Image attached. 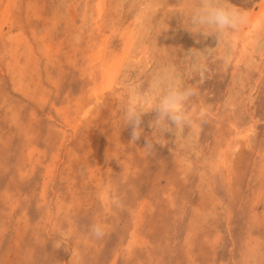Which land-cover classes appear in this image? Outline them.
Listing matches in <instances>:
<instances>
[{
    "label": "rangeland",
    "instance_id": "374dc122",
    "mask_svg": "<svg viewBox=\"0 0 264 264\" xmlns=\"http://www.w3.org/2000/svg\"><path fill=\"white\" fill-rule=\"evenodd\" d=\"M0 1V264H264V20L244 27L254 40L239 56L237 29L218 40L185 28V0ZM260 1L230 3L255 12ZM129 32L105 90L92 53L105 43L111 61ZM207 49L189 102L207 107L206 122L165 132L148 154L153 109L130 142L129 85L186 79L189 54ZM96 221L100 238L89 232Z\"/></svg>",
    "mask_w": 264,
    "mask_h": 264
},
{
    "label": "clouds",
    "instance_id": "9594fccd",
    "mask_svg": "<svg viewBox=\"0 0 264 264\" xmlns=\"http://www.w3.org/2000/svg\"><path fill=\"white\" fill-rule=\"evenodd\" d=\"M183 8L187 24L185 28L205 36L215 34L218 40L227 38L247 19L246 12L233 6L230 0H185ZM199 52L203 55L197 56L194 52L189 54L193 57L192 74L186 79L178 78L173 73H157L147 92L129 85V99L123 106L122 125L132 126L130 142L133 143L143 134L142 116L153 109L157 116L150 122L152 132L150 137H146L143 147L148 153L154 151V144L163 146L166 143L165 132L172 131L177 137L185 129H195L206 122L209 111L205 105L191 110L189 106L190 100L199 94V85L203 83L200 61L209 54L208 49ZM193 75H198L199 80L195 84L187 83ZM105 231L106 225L102 221L89 225V232L96 238L102 237ZM247 264H252V261L249 260Z\"/></svg>",
    "mask_w": 264,
    "mask_h": 264
},
{
    "label": "bare ground",
    "instance_id": "6f19581e",
    "mask_svg": "<svg viewBox=\"0 0 264 264\" xmlns=\"http://www.w3.org/2000/svg\"><path fill=\"white\" fill-rule=\"evenodd\" d=\"M79 1V0H78ZM101 1V0H100ZM1 2V1H0ZM95 2V1H94ZM235 2H236V0H235ZM77 3V2H76ZM137 3V2H136ZM143 4V3H142ZM142 4H141V6H142ZM253 4V3H252ZM259 9H258V11H255L254 12V10H250V11H246V16H247V19L243 22V23H241L240 24V26H239V29H237V33L234 35V36H232V38H231V45H232V48L234 49V50H237L236 52L237 53H239V56H242V55H247V56H250V47H251V41H252V39H253V34H252V30H250V29H248L247 28V30L246 29H244V27H246V26H252V25H254V26H257V23H261L263 20H264V0H262V1H260L259 3ZM6 5V3L4 4V6ZM97 5H98V7H99V9H97L98 11L99 10H101L102 11V9H101V7H102V2H99V3H97ZM118 5V4H117ZM137 5H138V3H137ZM135 6H136V4H135ZM135 6L133 7V8H135ZM183 6V5H182ZM253 6V5H252ZM74 7V6H73ZM97 7V6H96ZM139 7V6H138ZM137 7V8H138ZM75 8V7H74ZM239 8H240V6H239ZM84 9V8H83ZM136 9V8H135ZM129 10H131V9H129ZM134 10V9H133ZM145 10V9H144ZM148 10V9H147ZM7 11V10H6ZM100 11V12H101ZM134 11H136V10H134ZM152 11H155V9H153ZM89 12V11H88ZM72 13V12H71ZM152 13V12H151ZM151 13L149 14V16L151 15ZM154 13V12H153ZM77 14V13H76ZM133 14V13H132ZM135 14V13H134ZM145 14V13H144ZM4 15V14H3ZM99 15V14H98ZM97 15V16H98ZM136 15V14H135ZM63 16V15H62ZM100 16V15H99ZM1 18V17H0ZM94 18V17H93ZM97 18V17H96ZM151 18V17H150ZM4 19V18H3ZM92 19V18H91ZM148 19V18H147ZM95 20V19H94ZM129 21V20H128ZM146 21V20H145ZM4 22V21H3ZM98 22H99V19H98ZM117 22V21H116ZM145 23H147V21L145 22ZM2 24V23H1ZM95 24V23H94ZM264 25V24H263ZM262 25V26H263ZM95 26H97V24L95 25ZM104 26V25H103ZM128 26V25H127ZM153 26V25H152ZM112 27V26H111ZM151 27V26H150ZM258 27H260V25H258ZM126 28V27H125ZM118 29V28H117ZM159 29V28H158ZM245 31H244V30ZM3 30V29H2ZM154 30H156V29H154ZM243 30V31H242ZM113 31H114V29H113ZM158 31V30H157ZM255 31V30H254ZM18 32V31H17ZM100 32V31H99ZM9 33H10V31H9ZM12 33V32H11ZM46 33V32H45ZM120 33V32H119ZM126 33V32H125ZM152 33V32H151ZM17 34H20V33H17ZM132 32H129V34L127 33L126 34V36L128 35V37L126 38V36H125V38H126V41L125 42H123V43H125V45L124 44H122V46H124V47H122L123 48V52H121V53H119V54H114V55H116V57H113V58H110L111 59V61H107L106 59H105V49H106V46H105V43L104 44H101L100 45V43H99V45H97L98 46V48H95V52L94 53H92L93 54V59L94 60H96V61H98L99 63H100V65H101V67L99 68V70L102 72V77H101V80H103L104 82H105V86H104V88H105V90H109V89H111L112 88V84H113V82L115 81V73H116V68H117V66H120V59L122 60L123 58H125V56L127 55V53H128V49L131 47V45H132ZM140 34H142V32L140 33ZM150 34V33H149ZM148 34V35H149ZM11 35V34H10ZM102 36V35H101ZM172 36V35H171ZM9 37V36H8ZM8 37L6 38V39H8ZM35 37V36H34ZM33 37V38H34ZM17 38H22L23 39V37H21V34L17 37ZM134 38H136V37H134ZM145 38H147V37H145ZM193 38V37H192ZM5 39V38H4ZM16 39V38H15ZM105 39H107V38H105ZM225 39V38H224ZM227 39V38H226ZM260 39V38H259ZM20 40V39H19ZM101 40V39H100ZM143 40V39H142ZM254 40V39H253ZM2 41V40H1ZM6 41V40H5ZM12 41V40H11ZM10 41V42H11ZM15 40H13V42H14ZM17 41V40H16ZM15 41V42H16ZM28 41H29V39H28ZM107 41V40H106ZM133 41H134V39H133ZM139 41V40H138ZM153 41V40H152ZM198 41V40H197ZM225 41V40H224ZM8 42V41H7ZM6 42V43H7ZM137 42V41H136ZM144 42V41H143ZM154 42V41H153ZM9 43V42H8ZM23 43V42H22ZM228 43V42H227ZM259 43V42H258ZM257 43V44H258ZM262 43V42H261ZM10 44V43H9ZM46 44V43H45ZM137 44V43H136ZM198 44V43H197ZM140 45V44H139ZM223 46V45H222ZM29 47V46H28ZM133 47V46H132ZM134 47H135V44H134ZM138 47V46H137ZM136 47V48H137ZM154 47V46H153ZM135 48V49H136ZM139 48V47H138ZM193 48H194V46H193ZM46 49H47V51L49 50V46H47V44H46ZM121 49V48H120ZM142 49V48H141ZM203 49V48H202ZM51 50V49H50ZM122 50V49H121ZM255 50V49H254ZM91 51V50H90ZM204 51V50H203ZM263 51V50H262ZM262 51H261V53H262ZM115 52V51H114ZM134 52H136V50H134ZM138 52V51H137ZM222 52V51H221ZM258 52H260V51H258ZM255 53H256V51H255ZM107 54V53H106ZM233 54V53H232ZM236 54V53H235ZM119 55V56H118ZM143 55V54H142ZM142 55H140V56H142ZM261 55V54H260ZM87 56H89V55H87ZM86 56V57H87ZM149 56V55H148ZM221 56V55H220ZM233 56V55H232ZM106 57H108V56H106ZM254 57V56H253ZM46 58V57H45ZM88 58V57H87ZM91 58V57H90ZM138 58V57H137ZM149 58V57H148ZM235 58V57H234ZM237 58V57H236ZM15 59V58H14ZM238 59V58H237ZM236 59V60H237ZM241 59H243V58H241ZM77 60V59H76ZM91 60V59H90ZM89 60V61H90ZM239 60V59H238ZM254 60V59H253ZM240 61V60H239ZM255 61V60H254ZM91 62V61H90ZM92 63V62H91ZM93 64V63H92ZM97 64V63H96ZM232 65V64H231ZM252 65V64H251ZM99 66V65H98ZM20 67V66H19ZM88 67V66H87ZM90 67V66H89ZM94 68V67H93ZM21 69V68H20ZM88 69V68H87ZM120 69V68H119ZM255 69V68H254ZM97 70V69H96ZM95 70V71H96ZM21 71V70H20ZM178 71V70H177ZM94 73V72H93ZM99 74V73H98ZM117 75V74H116ZM133 78H131V80H132ZM128 80V79H127ZM136 80V79H135ZM99 81V80H98ZM117 82V81H116ZM115 82V83H116ZM130 82V81H129ZM122 83V82H121ZM150 83V82H149ZM129 84V83H128ZM138 84V83H137ZM117 86H119L118 84H117ZM125 86V85H124ZM128 86V85H127ZM136 86V85H135ZM126 87V86H125ZM118 88V87H117ZM96 89H97V87H96ZM102 89V88H101ZM100 89V91H101V93H100V95L101 94H103L105 91H103V90H101ZM122 91V90H121ZM110 92V91H109ZM96 93V92H95ZM89 94V93H88ZM120 94V93H119ZM99 95V94H98ZM92 97V96H91ZM93 97H95V96H93ZM122 97V96H121ZM101 99V98H100ZM100 99H98V100H100ZM96 100V99H95ZM37 102V101H36ZM96 102H98V101H96ZM95 103V102H94ZM100 103H101V101H100ZM92 105V104H91ZM100 105V104H99ZM89 111V110H88ZM32 114V113H31ZM70 122V121H69ZM251 125V124H250ZM229 126V125H228ZM252 126V125H251ZM76 127V126H75ZM78 127V126H77ZM114 127H116V126H114ZM234 127V126H233ZM243 129V128H242ZM237 130V129H236ZM234 135V134H233ZM126 136V135H125ZM191 136V135H190ZM123 139V138H122ZM137 140V139H136ZM189 140V139H188ZM186 142V141H185ZM136 143V142H135ZM142 144V143H141ZM136 146V145H135ZM142 146V145H141ZM229 146V145H228ZM224 148V147H223ZM110 149V148H109ZM108 149V150H109ZM140 149V148H139ZM34 150V149H33ZM137 150H138V148H137ZM146 152V151H145ZM115 153V152H114ZM148 153V152H147ZM29 154H31V153H29ZM149 154V153H148ZM54 155V154H53ZM222 155V154H221ZM108 156V155H107ZM130 156V155H129ZM112 157V156H111ZM119 159V158H118ZM211 159V158H210ZM220 159V158H219ZM222 159V158H221ZM29 160V159H28ZM95 161V160H94ZM218 161V160H217ZM103 162V161H102ZM113 162V161H112ZM186 162V161H185ZM219 162V161H218ZM223 162V161H222ZM229 162V161H228ZM220 164H221V162H219ZM33 164V163H32ZM104 165H106V164H104ZM219 165V164H218ZM232 165V164H231ZM217 166V165H216ZM220 166V165H219ZM104 167V166H103ZM106 167V166H105ZM70 168V167H69ZM108 168V167H107ZM231 168V167H230ZM229 168V169H230ZM49 169V168H48ZM234 169V168H233ZM50 170V169H49ZM180 170H182V169H180ZM224 171V170H223ZM78 173V172H77ZM109 173V172H108ZM112 173V172H111ZM200 175V174H199ZM207 179V178H206ZM48 180V179H47ZM49 181V180H48ZM227 181V180H226ZM47 182V181H46ZM228 183V182H227ZM43 185H44V182H43ZM46 185V184H45ZM103 189H105V188H103ZM102 189V190H103ZM104 193V192H103ZM151 194V193H150ZM104 195V194H103ZM102 195V196H103ZM152 195V194H151ZM145 198H147V197H145ZM105 199V198H104ZM103 199V200H104ZM107 199V198H106ZM105 199V200H106ZM148 200V199H147ZM104 202V201H103ZM144 203V202H143ZM151 203V202H150ZM141 204V203H140ZM140 207V206H139ZM142 207H144V206H142ZM148 207V206H147ZM148 208H150V207H148ZM146 210H147V208H146ZM139 211V210H138ZM137 211V212H138ZM140 212V211H139ZM76 213V212H75ZM136 214V213H135ZM140 214V213H139ZM141 217V216H140ZM139 217V218H140ZM137 218V217H136ZM138 218V219H139ZM138 219H135V220H138ZM141 219V218H140ZM142 221V220H141ZM135 222V221H134ZM133 222V223H134ZM139 222V221H138ZM140 225V224H139ZM41 228V227H40ZM133 231V230H132ZM131 231V232H132ZM136 232V231H135ZM133 233V232H132ZM132 235H134V234H132ZM136 235V234H135ZM138 235V234H137ZM136 235V236H137ZM18 236V235H17ZM139 236V235H138ZM131 237H133V236H131ZM42 238V237H41ZM80 238V237H79ZM132 239V238H131ZM136 239V237L134 238V239H132V240H135ZM139 239V238H138ZM137 240V239H136ZM143 240V239H142ZM38 241V240H37ZM79 241V240H78ZM81 241V240H80ZM141 241V240H140ZM139 241V242H140ZM217 241V240H216ZM130 242V241H129ZM145 242V241H144ZM76 244V243H75ZM86 244V243H85ZM136 244H137V242H136ZM253 244V243H252ZM129 245H130V243H129ZM134 246H135V244H133ZM138 245V244H137ZM145 245V244H144ZM84 246V245H83ZM130 246H132V245H130ZM126 247V246H125ZM124 247V248H125ZM150 247V246H149ZM129 248V247H128ZM131 250V249H130ZM152 250V249H151ZM255 250V249H254ZM76 251H77V249H76ZM151 252V251H150ZM75 253V252H74ZM262 253V252H261ZM77 255V254H76ZM73 256V255H72ZM76 257V260L77 259H79V258H77V256H75ZM254 257V256H253ZM7 258V257H6ZM72 260V259H71ZM74 261V260H73ZM78 261V260H77ZM8 263V262H7ZM77 263V262H76ZM88 263H90V262H88Z\"/></svg>",
    "mask_w": 264,
    "mask_h": 264
}]
</instances>
